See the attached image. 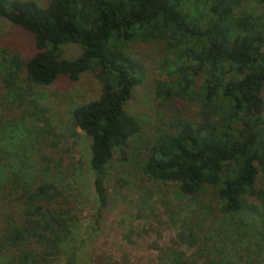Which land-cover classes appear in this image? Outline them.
I'll return each instance as SVG.
<instances>
[{"label": "trees", "instance_id": "trees-1", "mask_svg": "<svg viewBox=\"0 0 264 264\" xmlns=\"http://www.w3.org/2000/svg\"><path fill=\"white\" fill-rule=\"evenodd\" d=\"M237 5L238 0H0V18L32 35L34 45L26 59L18 53L1 58L5 99L21 97L19 72L46 87L59 76L77 82L90 71L101 86L97 99L72 112L75 126L90 139L98 218L109 200L108 164L140 132L138 119L125 109L143 79L141 64L125 51L134 41L166 49L168 58L158 65L166 80L156 84L162 102L187 99L200 107L198 122L181 119L172 132L157 136L142 173L175 182L191 197L215 189L226 215L243 211L247 196L264 201V9L241 13ZM68 43L81 50L69 60L61 52ZM61 197L53 182L0 176V202L12 210L2 219L0 264H47L57 254L70 228L67 210L56 207ZM191 231L183 240L195 248L192 257L174 254L171 264L206 256ZM64 264L76 263L71 256Z\"/></svg>", "mask_w": 264, "mask_h": 264}, {"label": "rangeland", "instance_id": "rangeland-1", "mask_svg": "<svg viewBox=\"0 0 264 264\" xmlns=\"http://www.w3.org/2000/svg\"><path fill=\"white\" fill-rule=\"evenodd\" d=\"M263 9L260 0H238L241 13L257 14ZM33 51L32 35L0 18V60L13 53L26 59ZM80 51L72 43L61 47L67 60ZM125 51L143 71L142 83L125 104L126 111L138 119L140 132L108 164L109 200L99 218L90 139L75 126L72 116L77 106L98 98L101 86L95 75L84 72L77 82L59 76L42 87L27 82L25 73L19 72L21 97L5 99V91L0 90V176L53 182L62 192L56 207L69 214L63 245L47 264H64L71 256L76 264H171L174 254L192 257L195 248L183 240L191 230L206 255L191 264L216 259L224 264H264L262 199L247 196L243 211L226 215L215 189L191 197L182 194L175 182L152 181L142 173L157 136L172 132L181 119L198 122L200 107L187 99L163 103L156 92L157 81L166 80L158 70L168 58L163 44L134 41L125 45ZM259 188L257 180L255 189ZM11 211L0 202V232L4 215Z\"/></svg>", "mask_w": 264, "mask_h": 264}]
</instances>
